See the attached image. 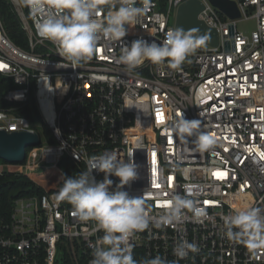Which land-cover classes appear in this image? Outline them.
<instances>
[{"label":"built area","instance_id":"obj_1","mask_svg":"<svg viewBox=\"0 0 264 264\" xmlns=\"http://www.w3.org/2000/svg\"><path fill=\"white\" fill-rule=\"evenodd\" d=\"M11 1L29 49L12 41L0 17V73L15 83L4 99L16 103L0 108V130H35L41 144L27 146L23 163L0 162V173L59 169L61 160L70 158L77 177L93 155L114 153L119 162L131 157L138 178L124 190L142 196L149 214L147 227L125 241L135 260L264 264V249L253 252L230 240L225 225V217L240 210L260 208L264 214V0H235L240 19H257L250 34L209 0H200L204 9L198 18L217 29L219 45L205 44L179 69L145 61L131 71L119 62L122 49L136 39L162 43L176 28L171 18L185 0H151L126 37L113 41L101 33L94 57L75 69L38 33L37 23L49 9L34 15L27 0ZM136 6L142 7V0ZM106 15L105 6L97 18ZM33 100L52 142L19 113ZM181 117L198 119V133H208L217 144L201 152L196 135L179 137L173 125ZM111 179L115 187L119 178ZM60 189L14 200L9 217L0 218V264H91L104 233L95 221H80L72 206L57 198ZM177 195L193 200L205 215L194 218L185 210L179 221L158 225ZM184 240L198 251L180 259L173 249Z\"/></svg>","mask_w":264,"mask_h":264},{"label":"clouds","instance_id":"obj_2","mask_svg":"<svg viewBox=\"0 0 264 264\" xmlns=\"http://www.w3.org/2000/svg\"><path fill=\"white\" fill-rule=\"evenodd\" d=\"M33 14L49 9L37 23L39 35L56 45L58 55L72 68H78L90 61L97 51L99 36L119 41L129 34L128 26L139 22L148 9L151 0H142L143 6H136L138 0H27ZM107 7L103 20L98 14ZM207 36L180 28L169 29L162 43L133 40L122 49L119 62L131 71L145 61L154 65L166 63L171 69H179L190 56L204 46ZM198 119L178 118L173 131L181 138L196 135V147L205 152L217 144V140L206 132H199ZM198 133V134H197ZM138 165L134 160L119 162L114 153L93 155L87 160V170L75 178L63 175V185L57 194L60 201L72 206L73 214L80 221H95L104 235L100 246L93 252L91 264H166L159 256L148 261L133 258L126 238L143 230L149 223L146 201L142 196H132L125 186L138 178ZM94 172L104 174L97 181ZM117 177L113 187L111 177ZM185 210L194 218L205 215L193 200L175 196L170 206L157 219V224H171L179 221ZM226 235L230 240L243 242L253 252L264 249V214L260 208L240 210L225 217ZM235 229V230H234ZM195 243L187 240L178 243L173 254L183 259L189 252H197Z\"/></svg>","mask_w":264,"mask_h":264},{"label":"trees","instance_id":"obj_3","mask_svg":"<svg viewBox=\"0 0 264 264\" xmlns=\"http://www.w3.org/2000/svg\"><path fill=\"white\" fill-rule=\"evenodd\" d=\"M0 17L12 41L24 49H29L28 34L11 0H0ZM13 87H15L13 79L0 73V108L16 104L4 99V93ZM19 113L28 116L34 127L40 132L43 131L49 142L54 141L50 129L38 124L41 116L35 100L22 107ZM76 171L77 165L70 158H63L59 169H46L43 172H25L18 169L0 173V218L9 217L17 197L41 193L43 189L49 191L60 189L63 185V180L60 179L62 174L75 178Z\"/></svg>","mask_w":264,"mask_h":264},{"label":"water","instance_id":"obj_4","mask_svg":"<svg viewBox=\"0 0 264 264\" xmlns=\"http://www.w3.org/2000/svg\"><path fill=\"white\" fill-rule=\"evenodd\" d=\"M222 13L232 20H239L242 17L241 9L235 0H209ZM204 9L200 0H185L176 12V28L185 31H194L196 35L207 36L206 44L218 46L220 36L217 29L208 26L198 18ZM231 43L227 41L226 48ZM41 138L35 130L28 132H7L0 130V158L10 164L23 163L27 156V146H39Z\"/></svg>","mask_w":264,"mask_h":264},{"label":"rangeland","instance_id":"obj_5","mask_svg":"<svg viewBox=\"0 0 264 264\" xmlns=\"http://www.w3.org/2000/svg\"><path fill=\"white\" fill-rule=\"evenodd\" d=\"M176 12L173 13L171 22L174 24L176 18ZM257 28V19L255 18H248V19H239L238 20V29L245 32L246 34H250L253 30ZM41 121L39 120V125ZM0 162L4 163V160L0 158Z\"/></svg>","mask_w":264,"mask_h":264},{"label":"snow or ice","instance_id":"obj_6","mask_svg":"<svg viewBox=\"0 0 264 264\" xmlns=\"http://www.w3.org/2000/svg\"><path fill=\"white\" fill-rule=\"evenodd\" d=\"M260 155H261V158L264 159V153H261Z\"/></svg>","mask_w":264,"mask_h":264},{"label":"bare ground","instance_id":"obj_7","mask_svg":"<svg viewBox=\"0 0 264 264\" xmlns=\"http://www.w3.org/2000/svg\"><path fill=\"white\" fill-rule=\"evenodd\" d=\"M51 103H48V107L50 106ZM51 112V111H50ZM53 114V112H51Z\"/></svg>","mask_w":264,"mask_h":264}]
</instances>
